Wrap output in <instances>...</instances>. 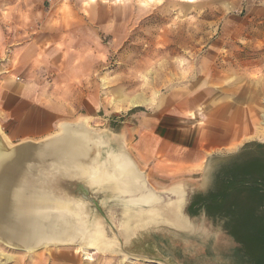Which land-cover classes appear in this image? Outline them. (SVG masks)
<instances>
[{"label": "rangeland", "instance_id": "374dc122", "mask_svg": "<svg viewBox=\"0 0 264 264\" xmlns=\"http://www.w3.org/2000/svg\"><path fill=\"white\" fill-rule=\"evenodd\" d=\"M44 6L58 9L52 19L62 23L58 35L71 45L67 62L78 50V88L60 96L75 116L64 121L83 122L103 132L110 147L122 146L157 193L169 196L184 185L189 204L212 187L222 157L264 141V132L256 138L244 130L247 119L264 123V0H44ZM18 66L5 57L0 78L21 82ZM132 99L139 104L132 106ZM3 117L0 110L8 138ZM159 119L166 120L164 141L155 136ZM126 127H138L131 142L122 136ZM204 131L229 133L238 145L208 154L200 174H156L153 159L138 160L139 151L153 158L158 149L167 153L168 141L180 136L187 145L181 154L193 156ZM100 204L96 214L117 237L113 252L40 248L35 257L50 255L53 264H242L222 221L204 212L189 216L191 230L149 226L126 240L115 206ZM27 257L0 243V264H31Z\"/></svg>", "mask_w": 264, "mask_h": 264}, {"label": "bare ground", "instance_id": "6f19581e", "mask_svg": "<svg viewBox=\"0 0 264 264\" xmlns=\"http://www.w3.org/2000/svg\"><path fill=\"white\" fill-rule=\"evenodd\" d=\"M56 146L54 164L46 170L28 168L4 203L0 233L8 241L25 246L12 250L35 253L38 247H80L85 251L113 252L117 243L113 227L97 219L85 201L72 197L66 180L82 178L94 192L102 190L111 205L120 234L129 240L149 226L191 230L186 212L188 191L184 185L171 188L170 196L155 192L135 164L123 152H111L104 165L88 159L81 138L70 137ZM52 156V155H51ZM105 199V200H108Z\"/></svg>", "mask_w": 264, "mask_h": 264}, {"label": "crops", "instance_id": "0c3cea01", "mask_svg": "<svg viewBox=\"0 0 264 264\" xmlns=\"http://www.w3.org/2000/svg\"><path fill=\"white\" fill-rule=\"evenodd\" d=\"M57 14L58 9H47L44 0H0V61L9 57V62L20 64L17 71L23 74L21 82H15L11 77L4 82L6 76L0 78V93L3 94L0 110L4 112L1 122L11 142L50 136L59 130L64 120L75 116L62 104L64 100L60 96L68 93V89L78 88V50H74V60L67 62L72 48L58 35L62 23L52 19ZM138 104L136 99L131 100L132 106ZM263 124V120L247 119L244 130L251 129L250 135L260 138L264 132ZM154 127L155 136L164 141L166 120H156ZM137 129L124 128L122 136L126 142L132 141ZM184 141L182 136L169 140L171 147L167 153L152 146L153 151L157 150L156 156L161 153L157 158L138 150V160L144 165L153 159V172L156 174H200L205 170L202 167L208 154L227 145H238L229 133L215 135L204 131L197 150L190 156L181 154V149L187 146H184ZM141 143L144 144L143 138ZM193 144L196 145L195 142ZM27 254L31 264L54 262L50 255L35 257V253Z\"/></svg>", "mask_w": 264, "mask_h": 264}, {"label": "trees", "instance_id": "16d2710c", "mask_svg": "<svg viewBox=\"0 0 264 264\" xmlns=\"http://www.w3.org/2000/svg\"><path fill=\"white\" fill-rule=\"evenodd\" d=\"M186 212L222 221L241 263L264 264V141L222 157L212 187L192 195Z\"/></svg>", "mask_w": 264, "mask_h": 264}, {"label": "water", "instance_id": "95a60500", "mask_svg": "<svg viewBox=\"0 0 264 264\" xmlns=\"http://www.w3.org/2000/svg\"><path fill=\"white\" fill-rule=\"evenodd\" d=\"M70 137L81 138L88 150V159H93L98 165H104L109 154L119 151L120 147L116 149L110 147V140H108V137H106L103 132L90 128L83 122L75 123L63 121L59 126V131L55 134L41 139H25L19 142H10L0 129V219L3 216V206L11 193V189L18 185V181L21 184L23 183V180H19L21 173L31 167L35 171H41L40 169L44 171L52 166L54 164L53 155L56 154V146L60 142V145H62ZM123 152L135 164L147 181L146 176L140 171L136 163L124 150ZM66 183L68 185L69 194L72 197L84 200L89 209L94 212L96 220L99 219V216L94 210V206L98 208L101 206L100 203L104 205L110 202L104 191L98 189V191L95 190L93 192V189L87 186L88 184L85 178L77 181L68 178ZM101 195L102 197L99 200L98 197ZM9 199L10 197L7 201H9ZM99 211L102 212V209L100 208ZM5 236L6 234L0 233L1 242L14 248L23 249L25 247L23 245L11 243ZM40 248L41 246L37 249Z\"/></svg>", "mask_w": 264, "mask_h": 264}]
</instances>
